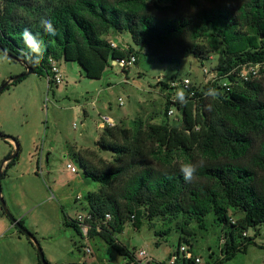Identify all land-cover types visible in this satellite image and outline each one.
<instances>
[{
    "label": "trees",
    "instance_id": "obj_1",
    "mask_svg": "<svg viewBox=\"0 0 264 264\" xmlns=\"http://www.w3.org/2000/svg\"><path fill=\"white\" fill-rule=\"evenodd\" d=\"M2 1L0 50L26 69L4 85L3 91L27 78L28 68L48 80L51 57L77 63L90 80H101L115 60L134 54L139 61L142 52L167 65H181L189 58L203 65L216 54L218 64L212 71L220 73L264 63V0H240L234 5L221 0H186L196 9L195 15L180 10L181 0H155L153 8L161 17L149 12L145 0ZM17 9H24L31 20L16 15ZM111 31L129 33L139 51L131 46L127 52L114 48L103 38ZM203 39L209 43H201ZM184 78L174 76L172 81ZM170 83H160L169 91L166 115L171 98L180 100L182 94L185 103L180 109V129L167 122L144 126L138 121L128 128H106L97 148L110 153L112 163L96 167L81 161L85 178L101 186L100 195L89 193L86 197L87 237H100L126 260L133 259L134 252L117 239L126 223L134 222L140 229L146 215L149 221L181 217V231L192 236L189 226L197 222L206 230L207 217L212 215L223 241L214 264H226L247 253L264 225V78L230 91L211 83L200 87L192 81L185 91L171 93ZM48 84L51 88L54 82L50 79ZM209 89L216 94L207 95ZM16 145L17 154L5 158L1 169L5 163L6 168L17 163L20 147ZM195 155L204 160L197 164L194 182H185L180 168L195 163ZM181 158L185 161L175 162ZM104 187L110 193H104ZM231 211L242 213V217L235 218ZM11 220L36 241L22 219ZM66 224L84 238L82 224L76 219H66ZM250 231L254 235H249ZM164 234L155 233L157 237Z\"/></svg>",
    "mask_w": 264,
    "mask_h": 264
},
{
    "label": "rangeland",
    "instance_id": "obj_2",
    "mask_svg": "<svg viewBox=\"0 0 264 264\" xmlns=\"http://www.w3.org/2000/svg\"><path fill=\"white\" fill-rule=\"evenodd\" d=\"M238 1L221 0L229 5ZM145 3L150 13L162 16L153 8L155 0H145ZM179 8L196 14V9L186 0L180 1ZM0 11H4L2 0ZM14 13L20 18L28 16L24 9ZM111 35L118 49L127 52L131 46L139 51L129 33L112 31ZM201 43L208 44L209 39ZM217 64L216 54H211L203 65L194 58L184 60L181 65H167L142 52L138 64L127 73L112 65L101 80H90L77 63L61 59L63 84L49 88L46 77L31 74L3 91L0 94V164L16 153V142L20 154L15 166L6 168L5 163L4 169L0 168V172L6 171L1 179L0 194V264H39L38 248L49 264H125L126 259L102 238L91 239L86 234L83 238L66 224V219L87 216L89 193L100 195L101 186L85 178L81 161L96 167L112 163L110 153L97 148L99 136L104 132L98 127L100 116H108L124 128L138 121L144 126L167 122L170 127L180 129L182 113L173 117L166 115L169 91L160 83L168 84L174 76L190 77L194 84L204 87L211 76L203 73V67L212 70ZM25 70L0 50V89ZM263 78L264 74L255 80ZM119 99L124 101L123 106L119 105ZM194 158L196 164L204 160L200 155ZM183 161L184 158L175 159V162ZM68 164L77 172H71ZM103 191L110 193L109 188L104 187ZM78 196L80 200L76 199ZM231 212L235 218L242 217L240 212ZM12 217L22 219L36 241L15 227ZM147 217L142 219L140 229L129 222L117 235L118 241L129 250L145 251L149 259L147 264H166L177 250L180 239L202 259L201 264L209 261L208 264H214L220 257L223 241L220 226L212 215L207 217L206 230H201L197 222L189 226L192 236L181 231V217H160L151 221ZM156 232L165 234L157 237ZM249 235H254V231ZM226 264H264V225L259 228L247 253L238 254Z\"/></svg>",
    "mask_w": 264,
    "mask_h": 264
},
{
    "label": "built area",
    "instance_id": "obj_3",
    "mask_svg": "<svg viewBox=\"0 0 264 264\" xmlns=\"http://www.w3.org/2000/svg\"><path fill=\"white\" fill-rule=\"evenodd\" d=\"M114 48L117 46L111 43ZM138 62V58L136 55L131 54L122 59L115 60L112 62L114 67H119L122 70L131 69ZM50 64V74L48 77V81L51 79L54 82V85L57 87L64 83V78L60 72L59 61L55 58L51 57L49 59ZM264 69V63L261 64H248L244 66L235 67L234 69L226 72H213L211 68L203 67V73L205 75H210V80L208 83L217 84L220 87L224 88L226 91H230L234 86H245L247 83L254 81L261 77V70ZM191 85H193L190 78H184L182 81H172L170 83V88L173 89L171 93L176 92L177 90L185 91ZM172 106L168 112V115L173 117L176 116L177 113H182L181 110L184 108V101L178 100L175 97L171 98ZM177 103H180V106H177ZM119 105L123 106L124 101L119 99ZM181 109V110H180ZM101 122L98 127L102 130L106 128H111L117 125L114 119L108 116H100ZM67 168L76 173L77 169L72 165L68 164ZM80 200L81 197L78 196L76 198ZM88 217V214L87 216ZM86 217L78 216L76 219L82 225L83 234L87 236L89 227L85 224ZM111 217L107 215V220H110ZM246 235V234H245ZM87 252H90L87 249ZM147 253L145 251H134L133 259L125 260V264H147ZM194 260L195 264H201L202 259L200 257L195 256L191 252V247L186 242H182L178 245L177 250L170 256L169 261L166 264H178L179 262Z\"/></svg>",
    "mask_w": 264,
    "mask_h": 264
},
{
    "label": "clouds",
    "instance_id": "obj_4",
    "mask_svg": "<svg viewBox=\"0 0 264 264\" xmlns=\"http://www.w3.org/2000/svg\"><path fill=\"white\" fill-rule=\"evenodd\" d=\"M215 90L214 89H209L207 92V95L209 96H214ZM179 99L183 101L184 97L182 94H180ZM180 173L183 175V178L185 182H194L197 174H198V166L196 163H189L181 166L180 168Z\"/></svg>",
    "mask_w": 264,
    "mask_h": 264
},
{
    "label": "water",
    "instance_id": "obj_5",
    "mask_svg": "<svg viewBox=\"0 0 264 264\" xmlns=\"http://www.w3.org/2000/svg\"><path fill=\"white\" fill-rule=\"evenodd\" d=\"M32 74V70L30 69V68H28L27 69V72H26V75H31ZM3 88L4 87H2L1 89H0V94L2 93V91H3ZM15 154H17V153H15ZM1 179H2V171L0 172V194H1ZM38 253H39V258H40V260H41V263L42 264H49L48 262H47V260L45 259V256H44V254H43V252H42V250L40 249V248H38Z\"/></svg>",
    "mask_w": 264,
    "mask_h": 264
},
{
    "label": "crops",
    "instance_id": "obj_6",
    "mask_svg": "<svg viewBox=\"0 0 264 264\" xmlns=\"http://www.w3.org/2000/svg\"><path fill=\"white\" fill-rule=\"evenodd\" d=\"M111 34H112V31H111V33L105 35L103 38L106 39L107 41H109L110 43H113V44H114L115 42L113 41L114 39H112V37H111L112 35H111ZM84 114H87V113L84 112ZM4 165H5V164H4ZM2 169H4V166H3Z\"/></svg>",
    "mask_w": 264,
    "mask_h": 264
}]
</instances>
